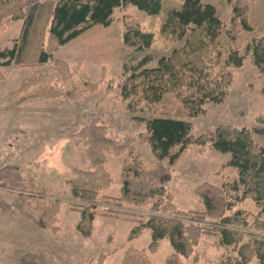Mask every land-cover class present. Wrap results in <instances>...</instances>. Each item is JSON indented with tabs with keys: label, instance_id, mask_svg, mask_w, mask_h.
Listing matches in <instances>:
<instances>
[{
	"label": "trees",
	"instance_id": "1",
	"mask_svg": "<svg viewBox=\"0 0 264 264\" xmlns=\"http://www.w3.org/2000/svg\"><path fill=\"white\" fill-rule=\"evenodd\" d=\"M223 1L231 6L229 26L215 6L205 0H0V27L12 19L22 20L12 47L0 49V64L53 63L50 71L20 82L16 103L63 95L76 71L66 59L54 58V52L95 25H110L115 8L132 3L151 15H160L159 35L165 41L176 43L189 32L184 44L160 56L155 66H147L150 56L146 55L134 64H125L122 72L119 88L126 109L136 112L146 107L156 114L131 116L136 124L145 126V139L154 158L152 165L144 163L134 135L111 137L100 116L90 118L77 131L89 163V168L73 167L74 176L68 184L74 199L87 202L78 206L77 232L83 237L92 235L95 202L113 182L106 166L108 155L125 154L120 166L119 195L114 200L147 206L146 218L132 226L126 238L133 240L148 229L151 240L144 248L127 247L120 264H155L151 254L163 239L172 247L164 264H186L191 257L197 261L195 250L203 236H216L213 244L223 248L217 264H264V141L254 139L256 133H264V128L220 123L193 135V122L189 120L205 114L209 105L223 102L233 83V69L242 66L245 56H250L264 75V34H254L244 53L230 46L225 48L220 42L223 34L234 40L239 28L253 30L248 14L255 0ZM153 40L152 31L143 30L134 20L123 21L122 44L126 47L140 51ZM103 79L94 80L81 71L77 80L80 84L72 85L75 91L70 98L94 92ZM162 104H169L167 112L174 116H159ZM190 144L229 153L220 167L235 168L237 176L230 183L197 184L193 193L202 204L199 211L178 209L170 192L174 166ZM0 186L17 190L20 202L41 216L49 232L59 231L58 214L63 205L59 192L54 197L47 196L43 182L33 174L25 176L14 164L0 167ZM233 191L240 195L233 198ZM248 198L253 200L256 212L241 205ZM106 256L98 254L96 264H102Z\"/></svg>",
	"mask_w": 264,
	"mask_h": 264
},
{
	"label": "rangeland",
	"instance_id": "2",
	"mask_svg": "<svg viewBox=\"0 0 264 264\" xmlns=\"http://www.w3.org/2000/svg\"><path fill=\"white\" fill-rule=\"evenodd\" d=\"M205 1L215 6L217 14L229 26L230 4L223 0ZM112 18L110 25H95L54 52V58L66 59L76 71L65 93L59 97L33 98L16 103L20 82L26 77L50 71L52 60L35 66L0 64V167L18 165L25 176L33 174L45 184L47 196L54 197L59 192L63 200L57 221L60 229L52 234L44 226L41 216L20 202L17 190L0 186V264H96L100 253L107 255L102 264H120L127 247L144 248L151 240L148 229L133 240L126 238L131 227L146 218L147 206L114 200L119 194L120 166L125 154L108 155L106 166L113 182L101 192L109 196L100 193L95 202L92 235L83 237L77 232L78 206L87 202L74 199L68 184L74 176L73 167L89 168L77 131L90 118L100 116L111 137L118 139L134 135L135 147L144 163L152 165L154 158L145 139V126L136 124L131 116L153 117L156 114L150 113L146 107L136 112L126 109L119 88L124 78L122 72L125 64H134L146 55L150 56L147 66H155L160 56L181 47L189 32L176 43L165 41L159 35L160 15H151L132 3L115 8ZM248 18L253 30L239 28L234 40L221 35L223 47L230 46L244 53L246 43L254 34H264V0L253 2ZM125 19L134 20L143 30L153 32L154 40L148 48L135 51L122 44ZM21 25V19H12L0 27L1 50L12 47ZM81 71L94 80L104 79L94 92H85L72 100L70 95L75 91L72 85L80 84L77 80ZM263 87L264 75L251 62L250 56H245L242 66L233 69V83L223 102L209 105L205 114L189 117L193 122V135L220 123L264 128ZM168 107L169 104H162L159 116H174L167 112ZM254 139L264 141V133H256ZM229 157V153L190 144L172 173L170 192L177 208L202 210L193 189L203 181L214 184L236 181L235 168L220 167ZM239 195V191L231 192L233 198ZM241 205L252 212L257 210L250 198ZM216 239V236H203L195 250L197 261L191 257L185 260L186 264H217L223 248L213 244ZM171 251L170 242L163 239L151 258L155 264H164V258Z\"/></svg>",
	"mask_w": 264,
	"mask_h": 264
},
{
	"label": "crops",
	"instance_id": "3",
	"mask_svg": "<svg viewBox=\"0 0 264 264\" xmlns=\"http://www.w3.org/2000/svg\"><path fill=\"white\" fill-rule=\"evenodd\" d=\"M101 194H103V195H105V196H109V195H106V194H104V193H101ZM118 195H119V194H118ZM118 195H117V196H118Z\"/></svg>",
	"mask_w": 264,
	"mask_h": 264
}]
</instances>
